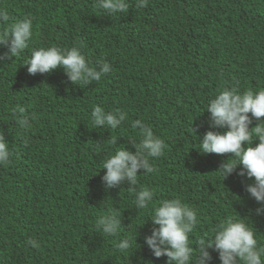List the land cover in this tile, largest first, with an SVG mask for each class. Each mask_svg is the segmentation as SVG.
<instances>
[{
  "label": "trees",
  "instance_id": "trees-1",
  "mask_svg": "<svg viewBox=\"0 0 264 264\" xmlns=\"http://www.w3.org/2000/svg\"><path fill=\"white\" fill-rule=\"evenodd\" d=\"M130 4L128 11L108 15L96 0H0L10 22L33 21L29 48L0 62V131L12 152L0 165V264H166L167 257L155 258L143 238L158 227L149 218L152 208L177 197L197 212L199 223L189 236L194 248L218 223L239 214L264 245V215L255 214L260 205L246 192L253 181L237 174L240 166L223 179L216 171L235 157L200 153L192 132L223 131L208 127L204 110L224 88L264 89V0ZM78 45L93 66L108 62L110 73L76 85L62 67L30 75L23 65L34 48ZM7 50L0 45V54ZM97 105L126 119L116 129L96 127L91 113ZM19 107L35 117L27 132L19 127ZM135 120L164 140V154L150 159L152 173L140 170L137 185L125 181L106 189L103 163L122 147L135 153L132 143L142 139L131 127ZM141 187L154 198L137 210ZM109 210L121 213L117 236L95 227ZM124 237L133 246L121 254L115 245ZM212 256L210 264H220L218 252Z\"/></svg>",
  "mask_w": 264,
  "mask_h": 264
},
{
  "label": "clouds",
  "instance_id": "clouds-1",
  "mask_svg": "<svg viewBox=\"0 0 264 264\" xmlns=\"http://www.w3.org/2000/svg\"><path fill=\"white\" fill-rule=\"evenodd\" d=\"M96 3L108 15L123 13L131 7L130 0H96ZM147 4L148 0H135L136 8L147 7ZM32 36L31 18L10 22L8 11L0 8V45H8L7 52L0 54V62L20 56L29 48ZM81 48L82 45L71 48H34L23 65H27L30 75L51 74L53 70L62 67L69 81L76 85L100 81L102 76L110 73L112 69L108 62L93 66ZM204 111L210 113L208 127L223 131L209 130L201 137L192 128V132L199 138L198 151L202 154L230 153L235 157L233 161L227 159L222 162L216 172L225 179L240 166L237 174L253 181L246 185V192L260 205L254 210L255 214L264 215V120H261L264 117V89L240 92L236 88H224L209 99ZM16 112L19 127L27 132L33 127L35 117L25 114L23 107H19ZM91 118L96 127L116 129L126 119V115L122 112L106 111L97 105L92 110ZM254 120L255 126L250 127ZM131 127L141 130L142 139L139 143H132L135 153L122 147L115 150L103 163L102 168L107 170L102 177L106 189L120 186L125 181L129 185H137L140 170L143 173H152L155 169L150 159L164 154V140L156 136L150 127L141 120L133 121ZM254 141L257 143L253 146ZM111 143L115 144L116 140L113 139ZM11 156L6 135L0 131V165L8 164ZM130 191H133L131 187ZM153 198L154 193L150 188L141 187L135 194V208L147 209ZM149 218L158 227L152 229L150 236L143 238L144 244L155 258L167 257L166 264H210L213 251L218 252L220 264H264V245L259 244L248 218L240 214L239 218L228 217L218 223L210 234L196 241L195 248L189 236L199 223L198 215L181 198L161 200L152 208ZM101 226L103 234L117 236L122 228L121 213L109 210L108 214L97 217L95 227L100 230ZM137 236L135 244L140 248L141 245L136 243ZM26 243L33 248H39L35 239H29ZM132 246V240L124 237L116 243L115 248L121 254H126ZM147 262L152 264V261Z\"/></svg>",
  "mask_w": 264,
  "mask_h": 264
}]
</instances>
